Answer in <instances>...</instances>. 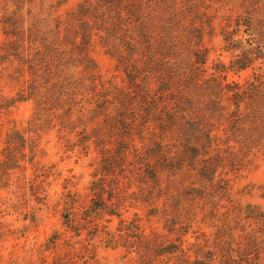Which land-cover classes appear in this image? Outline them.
<instances>
[{"label": "rangeland", "instance_id": "374dc122", "mask_svg": "<svg viewBox=\"0 0 264 264\" xmlns=\"http://www.w3.org/2000/svg\"><path fill=\"white\" fill-rule=\"evenodd\" d=\"M248 9L264 37V0H0V264H233L230 249L236 264H264L263 147L221 164L212 181L213 164L190 170L186 159L182 174L160 170L159 182L137 175L144 157L132 148L103 181L118 216L87 219L102 151L125 145L127 131L112 130L119 109L110 101L103 115L96 99L129 90L121 55L138 32L124 18L143 12L153 27L173 18L175 31L199 29L207 67L217 68L230 55L224 18ZM81 21L93 32L85 44ZM256 71L222 75L245 86Z\"/></svg>", "mask_w": 264, "mask_h": 264}, {"label": "trees", "instance_id": "16d2710c", "mask_svg": "<svg viewBox=\"0 0 264 264\" xmlns=\"http://www.w3.org/2000/svg\"><path fill=\"white\" fill-rule=\"evenodd\" d=\"M244 13L228 14L224 18L221 35L230 55L227 65L222 63L217 68L207 67L210 52L202 48L203 33L199 29L175 31L173 18L160 20L153 27L143 12L133 24L128 21L130 14L124 16L127 27H136L138 32L130 41L137 42L131 45L130 54L121 55L129 90L120 88L112 91V95H102L98 90L96 99L104 108L103 115L111 110L108 103L113 102L119 109L117 125L112 130L121 127L127 131L125 136H118L125 145L116 153L108 147L102 151L101 166L97 168L99 179L92 181L95 186L87 219L96 220L106 214L118 216V211L110 210L107 205L112 197L106 200L103 197V181L116 174L132 148L144 157L136 155L137 175L149 172L156 181L162 175L160 170H179L172 174L175 177L182 174L187 169L186 159L192 161L188 163L190 170L213 164V170L206 173L211 180L221 164L223 168L238 161L242 164L243 159L257 153L255 147L264 149V37L263 32H259L261 35L253 32L254 13L250 9ZM84 22L81 21L79 35L82 44L90 42L93 35L89 23ZM96 22V29L100 30L101 22L108 23L105 17ZM251 66H256L257 71L245 86L225 83L223 73ZM206 69L210 72L205 74ZM256 135L261 136L259 141L254 139ZM66 218L70 228L72 217ZM176 251L178 248L169 250ZM232 253L230 249L229 258L236 264V254ZM197 260L195 263H200Z\"/></svg>", "mask_w": 264, "mask_h": 264}]
</instances>
